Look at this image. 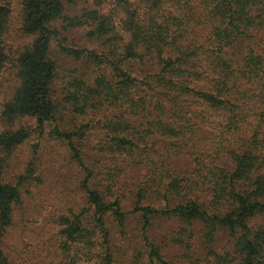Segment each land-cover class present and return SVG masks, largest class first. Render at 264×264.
<instances>
[{
	"label": "trees",
	"instance_id": "1",
	"mask_svg": "<svg viewBox=\"0 0 264 264\" xmlns=\"http://www.w3.org/2000/svg\"><path fill=\"white\" fill-rule=\"evenodd\" d=\"M19 1L28 42L15 52L14 0H0V77L14 70L16 83L0 101V264H11L14 206L40 181V144L22 173H6L32 137L64 146L85 173L86 207L63 218V234L87 264H116L110 225L125 238L134 216L146 264H264V0H94L74 15L65 0ZM97 134L121 174L88 167ZM156 220L178 226L168 239L177 260L150 240Z\"/></svg>",
	"mask_w": 264,
	"mask_h": 264
},
{
	"label": "rangeland",
	"instance_id": "2",
	"mask_svg": "<svg viewBox=\"0 0 264 264\" xmlns=\"http://www.w3.org/2000/svg\"><path fill=\"white\" fill-rule=\"evenodd\" d=\"M69 12L81 13L88 7L94 8V0H65ZM13 18L8 34V43L13 51L23 47L28 39L20 31L22 10L20 1L14 0ZM71 40L79 42L78 36H71ZM68 68V66H66ZM72 69L71 67H69ZM14 70L4 71L0 77V101L10 93L15 86ZM0 120V131L3 129ZM103 136L97 134L90 137L86 145L87 161L95 176L103 177V168L113 171V175L121 174L118 164L113 160L104 163L106 145ZM40 144L37 176L39 182H33L22 192V202L14 206L13 223L5 233L3 249L11 264H67L68 256L82 255L80 264H87V256H83L81 245H72L69 253L66 252L65 221L63 218H73L86 207L87 197L82 189L85 173L76 162L70 159L66 148L55 141H39L32 137L27 144L21 147L13 156L7 168V178H15L24 170L29 158L31 147ZM103 161V163H102ZM136 166H130L124 171V175L130 183L140 176ZM138 176V177H137ZM9 180V179H8ZM99 180V179H98ZM127 188L125 196L132 199V191ZM127 207V204L125 205ZM127 223L126 237L121 236L116 223L110 225L112 229L113 245L116 247V264H134L131 260L135 250L144 251L141 264L147 263V251L144 241L141 239L142 223L139 217H130ZM177 225L171 221L156 220L150 240L161 246L166 259L177 260L181 257L182 249L169 243V236L177 229ZM197 227L193 228L196 232ZM226 241L219 240L216 247L223 246ZM193 251L203 254L205 244L198 237L191 239ZM208 248V245L205 246ZM80 250V251H79ZM208 252V251H207Z\"/></svg>",
	"mask_w": 264,
	"mask_h": 264
}]
</instances>
